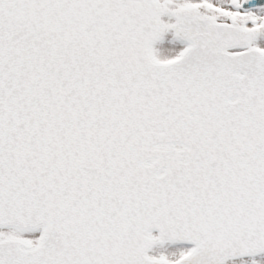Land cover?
Segmentation results:
<instances>
[{"label": "snow or ice", "instance_id": "snow-or-ice-1", "mask_svg": "<svg viewBox=\"0 0 264 264\" xmlns=\"http://www.w3.org/2000/svg\"><path fill=\"white\" fill-rule=\"evenodd\" d=\"M0 264H264V0H0Z\"/></svg>", "mask_w": 264, "mask_h": 264}]
</instances>
